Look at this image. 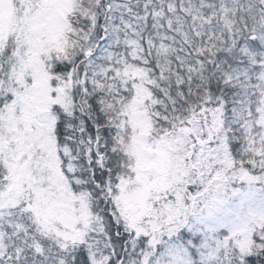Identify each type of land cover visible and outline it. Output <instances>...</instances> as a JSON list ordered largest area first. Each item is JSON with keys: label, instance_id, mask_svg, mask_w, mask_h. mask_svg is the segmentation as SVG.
I'll return each instance as SVG.
<instances>
[{"label": "snow or ice", "instance_id": "6c2138e0", "mask_svg": "<svg viewBox=\"0 0 264 264\" xmlns=\"http://www.w3.org/2000/svg\"><path fill=\"white\" fill-rule=\"evenodd\" d=\"M0 264H264V0H0Z\"/></svg>", "mask_w": 264, "mask_h": 264}]
</instances>
